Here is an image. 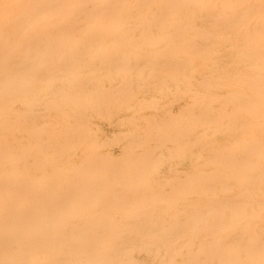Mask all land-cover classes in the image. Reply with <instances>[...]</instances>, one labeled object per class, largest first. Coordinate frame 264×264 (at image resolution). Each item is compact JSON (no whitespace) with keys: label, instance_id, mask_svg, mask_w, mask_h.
Returning <instances> with one entry per match:
<instances>
[{"label":"bare ground","instance_id":"obj_1","mask_svg":"<svg viewBox=\"0 0 264 264\" xmlns=\"http://www.w3.org/2000/svg\"><path fill=\"white\" fill-rule=\"evenodd\" d=\"M0 264H264V0H0Z\"/></svg>","mask_w":264,"mask_h":264}]
</instances>
